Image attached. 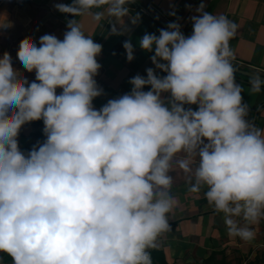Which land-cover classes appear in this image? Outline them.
I'll use <instances>...</instances> for the list:
<instances>
[{
    "label": "clouds",
    "instance_id": "clouds-1",
    "mask_svg": "<svg viewBox=\"0 0 264 264\" xmlns=\"http://www.w3.org/2000/svg\"><path fill=\"white\" fill-rule=\"evenodd\" d=\"M132 3L62 0V36L19 42L24 71L0 56V252L13 264H152L149 249L170 230L175 175L223 215L229 238L253 241L264 220V129L248 119L235 79L238 26L204 0L187 36L170 4L176 19L139 39L154 67L95 107L103 46L77 17L126 35L141 21ZM123 47L131 62V39ZM250 84L258 93L264 79ZM35 121L45 138L22 150L21 129Z\"/></svg>",
    "mask_w": 264,
    "mask_h": 264
},
{
    "label": "crops",
    "instance_id": "crops-1",
    "mask_svg": "<svg viewBox=\"0 0 264 264\" xmlns=\"http://www.w3.org/2000/svg\"><path fill=\"white\" fill-rule=\"evenodd\" d=\"M60 2L62 0H0V24H7V27L0 28V56L5 51L9 52L13 57L14 67L24 71L16 59L19 42L24 37L32 36L38 40L46 32L62 36L65 31L68 18L55 8V4ZM200 2L201 0H135V3L126 6L132 14L140 13L141 21L126 35L110 34L107 19L95 24L87 18L77 17L86 34L103 46L97 57L102 67L96 80L104 89L105 95L94 100L97 109L108 99L129 92L131 85L128 81L131 77L137 74L146 76L145 70L154 67L149 58L151 53L140 49L139 39L145 32L158 35L161 28L155 20L161 21L165 28L176 19L169 14L170 4L175 5L176 15L182 18V31L187 36L192 32L189 18L196 14L195 8ZM204 3L206 11L213 15H224L238 26L235 37L230 41L235 57L232 62L264 75V0H204ZM186 5H191V9ZM129 39L135 48L131 62L126 59L123 47V43ZM25 75L29 79L34 77V73L25 72ZM235 79L242 86L244 101L249 106L248 119L264 129V88L254 93L251 91L250 81L236 76ZM42 129V121L25 125L18 138L21 149L27 151L37 141H43L45 137ZM172 194L175 204L168 214L170 230L158 238L155 247L163 250L169 264L207 260L215 251L232 247L235 243L244 251L254 246L264 249V220L255 226V239L245 243L238 238H229L223 215L214 212L207 204L203 192H188L182 174L175 175ZM0 264L13 262L8 254L0 252Z\"/></svg>",
    "mask_w": 264,
    "mask_h": 264
},
{
    "label": "rangeland",
    "instance_id": "rangeland-1",
    "mask_svg": "<svg viewBox=\"0 0 264 264\" xmlns=\"http://www.w3.org/2000/svg\"><path fill=\"white\" fill-rule=\"evenodd\" d=\"M187 264H264V249L254 246L244 251L235 243L215 251L207 260H190Z\"/></svg>",
    "mask_w": 264,
    "mask_h": 264
},
{
    "label": "trees",
    "instance_id": "trees-1",
    "mask_svg": "<svg viewBox=\"0 0 264 264\" xmlns=\"http://www.w3.org/2000/svg\"><path fill=\"white\" fill-rule=\"evenodd\" d=\"M140 7H142L141 5L142 4H138ZM160 28H164L162 26V22L159 21V20H155L154 21ZM233 65H236V66H240L238 65L237 63H234L232 62ZM240 67H243V66H240ZM243 68H246V69H249L247 67H243ZM251 70V69H249ZM235 76L236 77H239V78H243L245 80H248L250 81V77L248 76H244V75H241V74H238L235 72ZM150 251V254H151V261H152V264H169L165 258V254L163 252V250L159 249V248H153V249H149Z\"/></svg>",
    "mask_w": 264,
    "mask_h": 264
},
{
    "label": "water",
    "instance_id": "water-1",
    "mask_svg": "<svg viewBox=\"0 0 264 264\" xmlns=\"http://www.w3.org/2000/svg\"><path fill=\"white\" fill-rule=\"evenodd\" d=\"M150 15H152L150 12H149ZM153 16V15H152ZM166 27V26H165ZM234 69H235V72L238 73V74H241V75H244V76H248V77H252L253 75H256V74H259L261 75L262 79H264V75L263 74H260L258 72H255V71H252V70H249V69H246V68H243V67H240V66H236V65H233Z\"/></svg>",
    "mask_w": 264,
    "mask_h": 264
}]
</instances>
